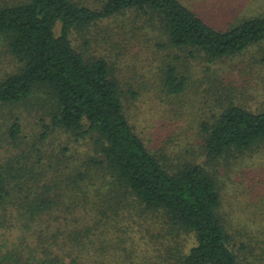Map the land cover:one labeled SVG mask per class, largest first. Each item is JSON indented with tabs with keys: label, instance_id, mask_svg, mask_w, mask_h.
<instances>
[{
	"label": "trees",
	"instance_id": "1",
	"mask_svg": "<svg viewBox=\"0 0 264 264\" xmlns=\"http://www.w3.org/2000/svg\"><path fill=\"white\" fill-rule=\"evenodd\" d=\"M132 12L151 27L158 24L160 39L190 59L216 62L264 42V15L221 31L180 0H105L100 9L77 0L1 6L0 41L18 68L0 79V113L24 104L37 88L48 91L53 107L37 138H26L18 116H2L0 229L33 237L35 245L24 242L28 252L21 264H65L68 256L70 264H81L71 249L83 250L84 242H99L101 249L115 243L130 255L165 249L170 264H259L264 238L260 252L253 250V238L237 239L239 223L224 210L214 172L196 162L195 153L175 161L180 158L150 150L126 115L108 62L73 46V32ZM163 86L181 95L186 78L171 65ZM53 131L74 143L88 139L95 154L77 161L69 147L50 152L44 142ZM199 132L204 155L214 162L254 151L264 145V111L230 102ZM258 217L264 220V210Z\"/></svg>",
	"mask_w": 264,
	"mask_h": 264
},
{
	"label": "rangeland",
	"instance_id": "2",
	"mask_svg": "<svg viewBox=\"0 0 264 264\" xmlns=\"http://www.w3.org/2000/svg\"><path fill=\"white\" fill-rule=\"evenodd\" d=\"M19 0H0V7ZM80 4L100 9L105 0H77ZM211 27L228 30L241 20L264 15V0H180ZM143 16L135 13L119 14L101 20L83 32H73V46L87 58H101L108 62L112 75L122 91L126 115L135 132L152 151H160L185 161L195 153L196 162L205 163L219 182L225 211L239 223L242 236L253 238V250L260 252L264 238V220L257 218L264 210V145L254 151L230 154L225 159L212 161L205 157L204 138L200 125L210 121L230 102L252 112L264 111V42L245 52L216 62L203 56L194 59L187 52L169 46L160 39L159 25L145 24ZM59 33V26L55 29ZM0 41V79L14 73L17 62ZM186 78L183 94H168L163 86L169 66ZM53 100L45 88H37L21 105L3 110L0 122L8 115L18 116L26 138L38 137L50 123ZM3 114H6L5 116ZM4 116V117H2ZM50 152L69 147L77 161L95 154L87 140L74 143L62 131H53L44 147ZM182 157V158H181ZM183 159V160H182ZM213 169V170H212ZM8 213V218H9ZM20 229H0V258L5 264H21L27 254L24 242L33 237L22 236ZM65 242L67 248L77 243ZM84 242L79 252L81 264H170L163 253L139 255V251L117 248L110 243ZM78 248V247H77ZM137 251V252H136ZM141 253V252H140ZM149 255V257H147ZM157 257L152 260V257ZM249 260H253L245 252ZM145 257V258H144ZM73 258H66L65 264ZM264 264V255L258 258ZM255 264V263H252Z\"/></svg>",
	"mask_w": 264,
	"mask_h": 264
}]
</instances>
